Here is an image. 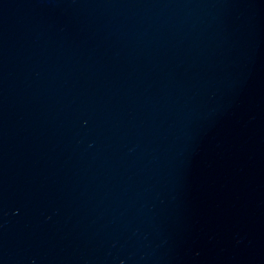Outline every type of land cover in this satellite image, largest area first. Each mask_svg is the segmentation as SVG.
<instances>
[{
  "label": "water",
  "instance_id": "1",
  "mask_svg": "<svg viewBox=\"0 0 264 264\" xmlns=\"http://www.w3.org/2000/svg\"><path fill=\"white\" fill-rule=\"evenodd\" d=\"M0 264H264V0H0Z\"/></svg>",
  "mask_w": 264,
  "mask_h": 264
}]
</instances>
